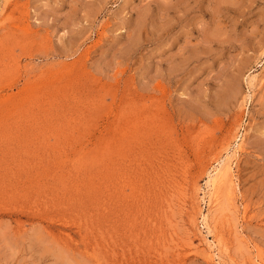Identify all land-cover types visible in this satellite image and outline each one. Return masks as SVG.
Segmentation results:
<instances>
[{
  "label": "rangeland",
  "instance_id": "374dc122",
  "mask_svg": "<svg viewBox=\"0 0 264 264\" xmlns=\"http://www.w3.org/2000/svg\"><path fill=\"white\" fill-rule=\"evenodd\" d=\"M0 264H264V0H0Z\"/></svg>",
  "mask_w": 264,
  "mask_h": 264
},
{
  "label": "bare ground",
  "instance_id": "6f19581e",
  "mask_svg": "<svg viewBox=\"0 0 264 264\" xmlns=\"http://www.w3.org/2000/svg\"><path fill=\"white\" fill-rule=\"evenodd\" d=\"M235 162V161H234ZM228 169V168H227ZM233 177V176H232ZM215 180V179H214ZM213 182V181H212ZM212 185V184H211ZM209 195V194H208Z\"/></svg>",
  "mask_w": 264,
  "mask_h": 264
}]
</instances>
